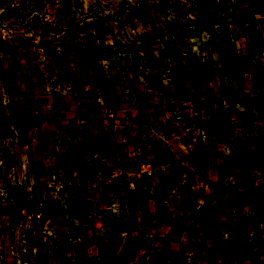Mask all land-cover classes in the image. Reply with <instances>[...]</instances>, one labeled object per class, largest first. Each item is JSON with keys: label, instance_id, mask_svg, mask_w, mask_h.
<instances>
[{"label": "crops", "instance_id": "crops-1", "mask_svg": "<svg viewBox=\"0 0 264 264\" xmlns=\"http://www.w3.org/2000/svg\"><path fill=\"white\" fill-rule=\"evenodd\" d=\"M141 2L0 0L4 206L46 208L69 257L117 238L131 264H264V109L225 92L264 100V68L224 59L188 0Z\"/></svg>", "mask_w": 264, "mask_h": 264}, {"label": "rangeland", "instance_id": "rangeland-1", "mask_svg": "<svg viewBox=\"0 0 264 264\" xmlns=\"http://www.w3.org/2000/svg\"><path fill=\"white\" fill-rule=\"evenodd\" d=\"M144 1L139 3L135 11L146 10L143 5ZM186 5V12L189 14L193 12V17L187 20L191 26L194 25L191 21L196 20L198 25L196 24L195 28H201L200 25H202L210 32L215 29L220 31L214 44L221 43L219 50L223 52L224 59L239 63L241 70L253 61L260 63L261 69L264 68V62L260 60L261 56L256 57V52L258 53L264 47V0H188ZM199 18H201V22L197 20ZM216 25L217 27H215ZM171 26L172 32L175 33L181 25L174 22ZM152 37L150 36L148 39L151 40ZM170 39L171 45L177 47L178 43L174 42L177 38L170 37ZM209 39L213 42L214 36ZM181 46L184 48V53L190 51V48L183 43ZM238 46H248L253 53L248 52L240 55L235 49ZM135 56L137 57V55ZM225 92L226 94L230 93L236 99L240 97L231 88L226 89ZM248 99L250 98L246 99L245 115L242 117L241 114V118L249 120L253 116L254 108L260 111L264 109L262 106L264 100L253 98L261 101V104L257 105ZM29 198L25 194H21V197L14 194L10 200L9 209L6 205L4 206L5 202L0 196V264H131L129 243L126 244L125 249L118 252L121 243H118L117 238L104 251V258L101 260L94 255L91 257L90 255H81L74 258L63 254L61 249L55 251L54 245L45 240L47 233L44 230V223L47 218V209L43 207L35 213L30 208L33 205ZM16 201L21 205H17ZM8 209L9 211H7ZM65 243V240L61 241L60 247ZM36 248L37 251L34 250ZM153 259L142 260L139 258L138 261L132 262L134 264H149L150 261H152L151 264L159 263V260ZM258 264L263 263L259 262Z\"/></svg>", "mask_w": 264, "mask_h": 264}, {"label": "trees", "instance_id": "trees-1", "mask_svg": "<svg viewBox=\"0 0 264 264\" xmlns=\"http://www.w3.org/2000/svg\"><path fill=\"white\" fill-rule=\"evenodd\" d=\"M246 99H247V98H246ZM246 99H243V98L238 97V101L244 106V108H245V105H246ZM248 100L252 101L253 103H255V104H257V105H260V104H261V101H260V100H257V99L250 98V99H248ZM244 102H245V103H244ZM262 106L264 107V103H263ZM245 110H246V108H245ZM244 115H245V111L242 113V117H243Z\"/></svg>", "mask_w": 264, "mask_h": 264}]
</instances>
